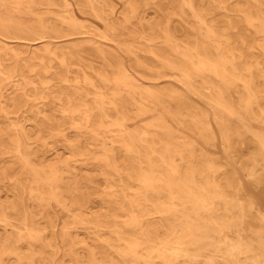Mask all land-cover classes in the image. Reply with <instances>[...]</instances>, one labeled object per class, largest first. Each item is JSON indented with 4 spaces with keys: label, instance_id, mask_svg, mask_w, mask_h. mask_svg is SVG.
Instances as JSON below:
<instances>
[{
    "label": "bare ground",
    "instance_id": "obj_1",
    "mask_svg": "<svg viewBox=\"0 0 264 264\" xmlns=\"http://www.w3.org/2000/svg\"><path fill=\"white\" fill-rule=\"evenodd\" d=\"M80 1L79 7L89 8L104 27L98 31L100 40L90 38L92 43L88 42V46L93 47V44L104 57L116 59L117 64L113 71L104 67L97 68L91 63L84 62L82 59L86 46L79 47L72 44L74 52L63 53L55 45L53 39H65L69 36L84 34V32L89 33V31H80L81 19L75 15L64 20L72 32L52 30L50 24L42 20L39 21V27L36 29L14 23L12 20L3 21V25L18 28L26 37L29 36L27 39L30 41L46 40V51L62 66H75L80 69L82 73L72 79L69 76L59 78L58 82L81 95L76 103L75 94L73 96L66 91L57 92L54 99L61 106L59 111L69 116H81L82 122H76L73 126L94 132L92 135L95 141L94 146L100 148L99 153L103 157V162L117 175L122 187L125 184L117 153L107 147V136L100 135L97 131L100 129L115 131V137L119 139L113 142H121L123 151L132 157V163L135 164L143 162V160L141 162V147H146L148 150L144 154L145 167L138 180L143 189L133 190V194L136 195L134 198L125 196V188L122 189V193L114 192L115 195L123 194V200L129 203L128 207L117 203L123 215L90 214L86 209L89 199L86 197L79 199L76 194L78 190L71 191L70 183L66 184L65 177L60 173L58 166L47 163L41 156L31 158L30 155L33 154L31 136L22 126H15L16 134L12 148L6 153H14L15 157L21 161L23 168L29 170L31 175L29 199L38 201L40 206L45 202L46 209L51 203H56L75 226L72 230L64 228L62 242L59 244L56 238L49 240V228L53 226L54 220L49 217L48 212H46L47 216L42 215L45 222L37 225L33 221L34 213H27V211L21 213L15 207H11L12 213L9 214L7 208L0 206V224L12 229L0 246V264H5L4 259L7 256L15 258L16 264H54V251L60 250L61 246L70 264H260L264 262V256H260L257 252L258 248L249 243L251 240L244 234V230L240 229V223L246 222L249 218L264 223V210L259 208L254 198L247 192L244 182L233 173L231 176L224 175L223 185L216 177L219 168L213 160L197 154L193 144L180 142L173 144V140L169 138L167 141L160 142L166 149L156 150L157 143L148 142L147 134L141 133V128L128 125L132 118L126 116L117 102V99L124 94L128 96L137 94L141 99L151 97L156 103L162 96L161 92L153 91L150 88L151 85L141 80L144 78L142 72L124 62L119 49L137 57V48L139 51L143 50L140 44L154 46L161 43L162 47L170 48L173 55L181 59L180 62L170 60L156 50H151L149 53L155 57L164 58L162 68L166 70L165 74L174 76L193 94L210 103L213 110L212 119L217 130L207 112L198 114V123L199 130L211 136L213 143L218 140L217 133H219L223 146L230 151L231 143L228 135L233 130L230 119H237L244 125L246 132L257 144L263 172L257 175L249 169L244 171L254 185H261L264 182V132L247 124V118L242 114V110L248 112L252 109L254 114L256 111L260 116L261 124H264V101L252 77L254 65L244 61L246 57L236 47L237 43L233 37L224 32L214 19L208 18L205 9L198 7L197 0H179L180 10L168 13L180 16V13H184V9L191 13L192 18L198 23L192 27L198 32L194 42L179 41L177 32L171 28L169 21L164 26L158 27L157 32L153 29L145 30L142 26L143 19L139 20V6L130 1L121 0L127 4L128 12L125 13L127 21L136 19L141 23V26L134 30L128 29L121 19L114 16L115 7L107 0ZM155 1L157 0H146V3ZM199 1L205 3L206 0ZM211 1L221 9L226 8L222 7L226 1ZM8 2L9 0H0V6ZM251 2L255 7L258 5L264 7V1L252 0ZM16 3L23 5L25 1L17 0ZM36 4L35 1H29L27 9L31 10ZM50 5L55 4L50 2ZM160 11L163 10L160 9ZM240 13L252 26L255 22H260L262 29H256L264 32V12L262 17H255L253 13L244 9L240 10ZM160 34L165 35L164 41H160L157 36ZM0 35L6 34L0 32ZM205 43H208V46ZM115 47L119 49L116 50ZM6 49L13 52L16 58H21L22 53L18 50L9 47ZM138 65L141 63L138 62ZM256 66H260V63L256 62ZM134 72L141 74V79L136 77ZM156 72L161 73L159 70ZM0 74L9 75L5 78L8 81H15L17 77L27 80L22 70L16 66L5 70L1 61ZM209 76L215 77L217 84H211V81L207 79ZM54 81L56 80L44 81L45 88L51 89ZM30 83L35 82L30 81ZM196 84H199L203 91H200ZM230 87L244 91V96L238 99L241 109L234 107L233 102L236 98L231 94L232 92H229ZM3 98V94L0 93V112L9 119L11 114L16 113L10 106L17 105L16 102L9 103ZM33 98L46 99L47 97L36 95ZM95 110L102 116L97 126L93 124ZM109 110L114 111L116 116L113 117ZM41 113L43 111L39 112ZM145 128L168 131V128L160 124L158 119L147 123ZM54 130L57 133L52 134L53 136L65 137L59 128ZM69 146L73 158L86 156L88 159L98 160L97 152L81 150L78 143H70ZM152 155H158L156 163ZM177 156L184 158L183 163L177 161ZM66 165L67 168H71L70 164ZM161 170H167V174ZM101 174L107 176V173L101 172ZM125 175L130 179L133 178L132 173ZM231 178L237 184L236 191L239 197L229 198L228 196L230 188L233 189ZM13 180L16 184L20 183L19 176H15ZM78 183L76 181L73 184L79 186ZM242 193H246L247 202L240 197ZM152 194L158 196L157 202L160 203V207L149 198ZM163 195L168 198L166 206L160 201ZM116 201L119 202L120 199ZM156 214L163 220L164 218L168 220L167 224L161 223L162 226L167 227L164 237L160 234L157 224L152 222L151 218ZM232 214L238 216L239 222L235 223L232 220ZM120 218L123 220L119 222ZM83 234L92 241L98 242L101 247H92L89 241L83 238ZM20 243L27 246L28 256L20 251ZM101 248L106 249V253ZM48 249H51L53 253H48Z\"/></svg>",
    "mask_w": 264,
    "mask_h": 264
},
{
    "label": "rangeland",
    "instance_id": "obj_2",
    "mask_svg": "<svg viewBox=\"0 0 264 264\" xmlns=\"http://www.w3.org/2000/svg\"><path fill=\"white\" fill-rule=\"evenodd\" d=\"M16 1L9 0L7 4L0 6V32L6 34L0 35V61L5 70H9L13 66L22 70L27 80H22L21 77H17L15 81H8L5 78H8L9 75L0 74V93L3 94V99L9 103L14 101L17 105L10 106L16 113L11 114L9 119L0 112V206L7 208L9 214L12 213L11 207H15L21 213L26 211L27 213H34L35 217L33 221L37 225L45 222L42 215L45 216L47 214L46 212H48L49 217L54 220L53 226L49 228V240L56 238L60 244L62 242L61 237L64 228L67 227V229L72 230L75 224L72 223L73 221L67 217L65 212L56 203H51L49 208L46 209L44 207L45 202L40 206L38 201L29 199V188L31 187L30 172L23 168L21 161L15 157L14 153H6L7 151H11L12 142L16 134L15 126H22L30 134L31 149L33 151V154L30 155L31 158L41 156L47 163L58 166L60 173L65 177L64 181L66 184L70 183L71 191L78 190L76 194L79 199L85 197L89 199L86 209L90 214L111 216L124 214L118 207L119 205L128 207L129 203L123 200L124 195L121 194L123 192L122 189H126L125 196L129 198L136 196L133 194V190L143 189L138 180L141 178L143 168L145 167L144 154L148 149L144 146L141 147L142 163H132V157L123 151L121 142H113L119 139L115 137V131L110 132L105 129L97 131L98 134L107 136V147L117 153L120 161L118 164L121 168V175L123 176L125 184L122 187L117 175L108 169L105 162H103V157L99 153L100 148L94 146L93 143L95 141L92 137L94 132L92 130L75 128L73 124L82 122L81 116L62 114L59 111L61 106L54 99L55 95L58 94L57 92L66 91L73 96L75 94L76 99L74 101L78 103L81 98L80 93H76L72 88L65 87L58 80L64 76H69L72 79L82 73L80 69L75 66H62L58 60H55L46 51V40H39L37 42L30 41L27 39L29 36L26 37L18 28L3 25V21L12 20L14 23L36 29L39 27V21L42 20L50 24L52 30L59 29L72 32L70 27L64 23V20L70 19L72 15H75L81 19L80 23L82 24L79 25L80 31H89V33L84 32V34L69 36L65 39H53L55 45L63 53L74 52L72 50V44L79 47L86 46L87 48H84L86 50L82 59L84 62L91 63L97 68L104 67L113 71L117 60L109 56L104 57L93 44V47L88 46V42L92 43L90 38L96 41L100 40L98 31L104 28L102 23L92 14V11L89 8H80V0H24L25 3L23 5H18ZM29 1H35L37 3L31 10L27 9V3ZM107 1L115 7L116 11L114 16L121 19L128 29L134 30L136 27L141 26L139 20L143 19L142 21L144 23L142 26L145 30L150 31L153 29L157 32L158 27L164 26L169 21L171 28L177 32L176 36L179 41H195L194 39L198 32L193 30L192 27H195L198 23L192 18L191 13L187 9H184V13H180V16L168 14L174 10H180L179 0H157L148 3H146V0H127L139 6V20L130 19L129 21H127L125 16V13L128 12L125 2L121 0ZM223 1H226L222 5V7H226L225 9H221L220 6H217L211 0H206L205 3L197 0V5L199 8L205 9L210 20L214 19L217 25L222 30L224 29V32H227L233 37L237 43L236 47L246 57L244 61L254 65L252 77L255 81L256 88L261 91L262 100L264 101V32L257 31V29H262L260 22H255V25L252 26L246 20L245 16L240 13V10L244 9L249 13H253L255 17H262L264 7L261 5L255 7L251 2L252 0ZM259 1L262 2L264 0ZM50 2H53L55 5H50ZM160 9L166 13L161 12ZM157 36L160 38V41H164L165 35L160 34ZM153 37L155 38V36ZM2 39L5 42L1 41ZM126 44L130 45L129 43ZM160 44L158 43L154 46L140 44L143 50L139 51L137 48V57L126 54L121 49L115 47L116 50L119 49L120 54L124 57V62L128 66L133 65L135 69H138L144 74V78L141 79V74L134 72L136 77L151 85L150 88L153 91L162 93L157 103L151 97L141 99L137 94L132 96L124 94L123 97L117 99L120 108L124 110L126 116L132 118L130 123L128 122V125L133 128H141L140 132L147 134L148 142L157 143L156 150L158 151L166 149L160 142L162 140L167 141L169 138L173 140V144L178 142L182 144H193L195 149H197V154L213 160L214 164L219 168V172L216 175L218 181L224 185L222 181L224 175L231 176L235 173L244 182L247 192L254 198L259 208L264 210V182L261 185H254L253 181L247 177L244 171L245 169H249L250 172L256 173L257 175L263 172L262 161L258 156L259 150L257 149L256 142L252 140L253 138L246 132L244 125L239 123L237 119H230L233 127L232 132L228 135L231 143L230 151L223 146V141L219 133H217L218 140L213 143L210 139L211 136L208 134L207 136L205 133H202V130H199L198 114L200 115L203 112H207L210 115V121L216 128L212 119V107L207 100L193 94L181 82L177 81L174 76L164 73L166 72L162 68V59L164 58L155 57L149 51L156 50L160 55L167 56L170 60L172 59L176 62H180L181 59L173 55L170 48L166 46L162 47ZM205 44L208 46V43ZM6 47L21 52V58H16L13 52L8 51ZM138 62L141 65H138ZM256 62L260 63V66L257 67ZM156 70L161 71V73L156 72ZM207 79L211 81V84H217L215 77L209 76ZM47 80H56L52 82L51 89L45 88L46 85L43 82ZM30 81L35 83L32 84ZM196 86L200 91H203L199 84H196ZM237 89L236 87H230L229 92H232L231 94L236 98L233 102L234 107L241 109L238 99L244 96V91ZM36 95H46L47 98H33ZM90 101L92 102V100ZM253 106L255 105L253 104ZM40 111H43V113L39 114ZM242 111V114L247 118V124L264 132V124H261L260 116L257 115L256 111L255 114L252 109L248 110L249 113L244 110ZM94 112L93 124L97 126L102 116H100L98 111V113L96 110ZM109 113L113 117L116 116V113L112 110H109ZM157 119L160 124L162 123L168 128L167 132L145 128L147 123L154 122ZM58 128L61 134L65 135L64 138L62 136L52 135L57 133L54 129ZM169 128H171V132H169ZM175 139L177 140L176 142L174 141ZM68 143H78L81 150L97 152L96 157L98 160H91L86 156L73 158L72 150ZM151 157L156 163L158 155H152ZM176 159L179 163H183L184 161L182 156H177ZM66 164H70L71 168H67ZM101 172L107 173V176H104ZM162 172L167 174V170H163ZM127 173H132L133 178H128L125 175ZM15 176H19L20 183L16 184L14 182L13 179ZM74 178L77 179L74 180ZM232 180L233 189L230 188L228 196L229 198L239 197L236 191L237 184L234 179ZM76 181L79 182V186L73 184ZM115 191L121 193L115 195ZM240 197L247 202L246 193H242ZM118 198L120 199L119 202L116 201ZM149 198L154 201L156 206L160 207V203L157 202V195H149ZM160 201L166 206L168 203L167 196L163 195ZM219 216H222V214H219ZM232 216V220L235 223L239 222L236 214H232ZM151 219L152 222L157 224L160 234L163 237L166 236L167 227L162 226L161 223L167 224V218L163 220L156 214ZM109 220L112 221L113 219ZM121 220L123 219H118L119 222ZM240 229L244 230V234L251 240L249 243L258 248L257 252L260 256H264V223L249 218L246 222L240 223ZM11 230L10 227L5 228L0 224V246ZM81 231L84 232L83 230ZM83 235V238L87 239L92 247H101L98 242L92 241L85 236L86 234ZM19 246H21L20 251L28 256L27 246L23 243H20ZM62 248L61 246L60 250L56 249L54 251V264H70ZM101 250L105 253L107 251L102 248ZM47 252L53 253L51 249H48ZM4 261L5 264H16V259L12 256L5 257ZM260 264H264V262Z\"/></svg>",
    "mask_w": 264,
    "mask_h": 264
}]
</instances>
